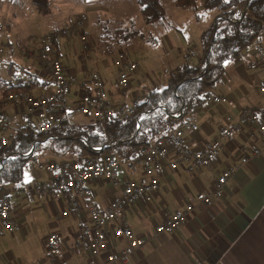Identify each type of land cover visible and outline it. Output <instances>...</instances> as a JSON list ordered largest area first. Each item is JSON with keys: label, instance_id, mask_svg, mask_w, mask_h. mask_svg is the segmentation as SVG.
Wrapping results in <instances>:
<instances>
[{"label": "crops", "instance_id": "1", "mask_svg": "<svg viewBox=\"0 0 264 264\" xmlns=\"http://www.w3.org/2000/svg\"><path fill=\"white\" fill-rule=\"evenodd\" d=\"M261 39L264 40V34ZM76 43L77 40L73 49L75 47L76 52L80 53ZM67 46L70 47V42ZM252 47L237 60L225 64L221 80L212 91L227 97L228 101L221 106L207 104L191 111L189 121L199 126L198 132L189 134L194 148H207L217 137L225 115H231L237 120L244 110H252L258 112L264 122V97L259 92V83L264 80V61L254 54ZM59 55L73 79V94L68 105L71 106L80 94L87 91L88 75L85 71L88 69L84 64L79 71L71 68L67 58L63 59L66 56L62 52ZM115 58L116 56L114 60ZM31 62L29 68L14 65L17 70L15 69L13 76L19 74L22 78V67L29 70L26 78H22L23 83L37 95L45 92L51 85L43 66L35 59ZM105 62L109 64L107 59ZM183 63L184 61L178 63L175 59V70ZM8 83L9 79L1 78L0 99L4 98L3 92ZM110 83L112 85L111 81ZM162 84L152 81L150 86H144V93L137 90L134 93L132 90V96L129 99L123 96L122 100L115 83L114 88L109 86L111 101L116 107L130 108L137 96L142 98L148 88ZM16 104L17 102L7 103L4 107L13 115ZM21 122L22 118L16 116L10 130H16ZM255 144L262 152L246 164H242L241 159L250 154L252 142L245 135L224 139L218 160L208 169L202 168L192 173L184 168L174 171L169 167V161H165L158 170L161 189L155 194L153 201L149 204L139 203L126 212L132 229L145 240L144 246L127 264H264V141L259 138ZM49 156L54 159L52 161H71L70 158H59L46 153L40 158L47 160L41 162L51 161ZM230 166H236L238 170L229 179L224 195H212L216 179ZM42 181L43 174L26 170L21 187L16 189L8 186L6 191L0 190V194L10 193L11 218L17 226L14 233L4 231L0 235V264H122L107 262L105 255L93 258L77 242V233L82 226H91L87 200L81 197L83 207L74 212L70 209L68 195H37L34 188ZM91 186L102 208L107 207L118 193L109 182H94ZM73 195L71 193L69 196ZM206 197L211 199L208 204L202 201ZM188 205H193L194 210L188 213L185 224L174 233H157L159 224L175 213L185 212ZM64 212L69 214L64 216ZM53 233L58 235L62 247L59 256H51L47 250V238Z\"/></svg>", "mask_w": 264, "mask_h": 264}, {"label": "built area", "instance_id": "2", "mask_svg": "<svg viewBox=\"0 0 264 264\" xmlns=\"http://www.w3.org/2000/svg\"><path fill=\"white\" fill-rule=\"evenodd\" d=\"M241 13L247 14V6H240ZM88 15L83 13L75 16L69 27L62 31L64 37L76 34L80 44V53L90 54L93 39L86 31ZM53 33L40 39V47L33 56L46 71L51 85L45 92L34 94L26 91L21 96L14 94L0 99V148L10 142L11 126L15 117L22 118L24 129L46 134L64 123L83 124L87 122L104 123L111 118L125 116L130 110L127 106L116 107L111 101L110 81L98 71L88 74L87 91L80 94L78 99L69 105L73 94V79L70 77L66 65L58 57L54 47ZM254 54L264 61V40L259 39L253 45ZM32 55L33 50L26 51ZM196 56L191 50L187 58ZM114 65L118 70L116 75L117 90L126 96L131 88V74L136 72L138 64L132 61L124 51L117 53ZM14 79L20 80L16 74ZM259 92L264 97V80L259 83ZM140 97L137 96L136 100ZM228 101L227 97L215 93L206 94L198 101L196 108L204 105L221 106ZM15 105V114H9L4 105ZM193 109V110H194ZM224 124L220 126L217 137L206 149L192 146L189 134L198 132L197 123L187 121L179 129L171 131L167 136L155 140L151 145L139 149L129 157H118L117 154H105L100 157H89L81 161H49L29 162L26 170L38 174H46L47 179L35 186L37 195L53 197L56 194L68 195L70 209L78 212L83 207L80 198L87 200V210L91 226L80 229L77 242L82 245L93 258L105 255L107 262L127 264L130 258L145 244V240L135 233L127 221V214L131 207L153 201L155 194L161 189L159 168L165 161H169L172 170L184 168L187 172H196L202 168H211L218 160L223 141L236 135H245L251 142L250 154L244 155L242 164L251 158L258 157L261 149L255 144L261 138L264 141V122L258 112L244 110L239 119L234 120L231 115H225ZM49 138H46L47 140ZM99 151L101 149H98ZM238 167L230 166L216 179L212 195L222 197L229 179L236 173ZM124 174H121L123 173ZM133 176H139L133 177ZM109 182L118 192L102 208L96 199L91 186L94 182ZM73 193V197L69 196ZM205 204L211 202L210 197L202 200ZM194 206L188 205L185 212H178L168 217L157 226V233H174L187 222L188 213L193 212ZM12 202L9 192L0 194V235L6 231L14 233L17 229L11 218ZM69 212H64L67 216ZM47 250L51 256H59L62 247L59 237L53 233L47 238Z\"/></svg>", "mask_w": 264, "mask_h": 264}, {"label": "trees", "instance_id": "3", "mask_svg": "<svg viewBox=\"0 0 264 264\" xmlns=\"http://www.w3.org/2000/svg\"><path fill=\"white\" fill-rule=\"evenodd\" d=\"M174 1L184 11L221 13L202 35V51L196 62L188 60L161 86L149 88L144 98L135 101L125 116L111 118L104 123H64L46 134L18 127L10 135L9 144L0 148L1 191H6L8 186L21 187L28 163L41 162L43 154L51 153L71 161L112 153L121 158L129 157L181 128L189 121L198 101L217 87L225 64L240 58L264 34V0ZM137 2L147 23H157L166 18L167 12L161 0ZM240 6H247V14L241 13ZM53 36L59 57L60 31L54 32ZM15 69L14 65L9 69L10 83L3 92L4 98L30 91L22 78L14 79Z\"/></svg>", "mask_w": 264, "mask_h": 264}, {"label": "rangeland", "instance_id": "4", "mask_svg": "<svg viewBox=\"0 0 264 264\" xmlns=\"http://www.w3.org/2000/svg\"><path fill=\"white\" fill-rule=\"evenodd\" d=\"M161 1L167 12L166 18L147 23L137 0H0V80L10 79L12 65L29 68V62L33 63V56L39 50L40 39L60 31V51L71 68L79 71L85 65L88 69L86 75L98 69L114 88L118 73L114 57L124 51L138 64V69L131 74L130 90L121 98L129 99L132 90L144 93V86H150L152 81L164 83L177 71L173 66L175 59L178 63L196 62L202 51V35L221 15L218 11L210 14L203 10L184 11L175 5L174 0ZM84 11L88 15L86 31L93 39L87 59L86 54L80 56L75 47L73 49L76 34L72 33L69 38L62 35L73 18ZM31 50L32 55L26 52ZM191 50L196 51V56L187 58ZM105 59L109 61L108 65ZM28 73L24 67L20 70L22 78ZM43 177L45 180L47 176L43 174Z\"/></svg>", "mask_w": 264, "mask_h": 264}]
</instances>
